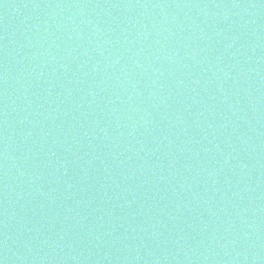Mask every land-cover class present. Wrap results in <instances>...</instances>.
Returning a JSON list of instances; mask_svg holds the SVG:
<instances>
[{
    "label": "water",
    "instance_id": "95a60500",
    "mask_svg": "<svg viewBox=\"0 0 264 264\" xmlns=\"http://www.w3.org/2000/svg\"><path fill=\"white\" fill-rule=\"evenodd\" d=\"M3 264H264V0H0Z\"/></svg>",
    "mask_w": 264,
    "mask_h": 264
},
{
    "label": "snow or ice",
    "instance_id": "6c2138e0",
    "mask_svg": "<svg viewBox=\"0 0 264 264\" xmlns=\"http://www.w3.org/2000/svg\"><path fill=\"white\" fill-rule=\"evenodd\" d=\"M0 264H3V262H2V261H0Z\"/></svg>",
    "mask_w": 264,
    "mask_h": 264
}]
</instances>
